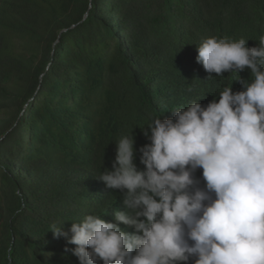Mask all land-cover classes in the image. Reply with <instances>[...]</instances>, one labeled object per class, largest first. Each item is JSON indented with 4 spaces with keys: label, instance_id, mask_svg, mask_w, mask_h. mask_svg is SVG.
I'll use <instances>...</instances> for the list:
<instances>
[{
    "label": "trees",
    "instance_id": "16d2710c",
    "mask_svg": "<svg viewBox=\"0 0 264 264\" xmlns=\"http://www.w3.org/2000/svg\"><path fill=\"white\" fill-rule=\"evenodd\" d=\"M209 37L259 48L264 0H0V264H79L52 231L116 223L124 194L97 179L115 143L133 133L145 170L151 120L243 90L250 69L208 79L197 63Z\"/></svg>",
    "mask_w": 264,
    "mask_h": 264
},
{
    "label": "clouds",
    "instance_id": "9594fccd",
    "mask_svg": "<svg viewBox=\"0 0 264 264\" xmlns=\"http://www.w3.org/2000/svg\"><path fill=\"white\" fill-rule=\"evenodd\" d=\"M247 42L209 37L197 47L208 79L245 69L252 79L151 120L141 129L145 170L134 162L133 133L115 143L113 170L97 179L124 194L125 210L110 215L116 223L88 214L70 234L52 231L77 246L65 252L79 264H264V37L259 48Z\"/></svg>",
    "mask_w": 264,
    "mask_h": 264
}]
</instances>
